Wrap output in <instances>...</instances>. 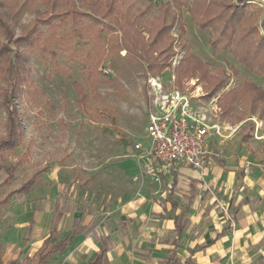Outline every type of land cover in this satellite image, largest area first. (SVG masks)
<instances>
[{"label": "rangeland", "instance_id": "obj_1", "mask_svg": "<svg viewBox=\"0 0 264 264\" xmlns=\"http://www.w3.org/2000/svg\"><path fill=\"white\" fill-rule=\"evenodd\" d=\"M224 1L239 2L216 3ZM190 2L124 1L123 7L138 16L143 41L154 47L148 54L155 65L151 71L140 55L121 49L118 27L96 15L89 14L96 22L75 16V8L88 11L79 0H0V48L11 33L13 42L19 38L10 44L11 51L23 56L12 68H7L14 59L9 52L0 58V140L7 136L5 96L19 127L0 163L2 247L17 238L16 226L27 211L56 194L67 204L74 200L77 206L94 203L98 208L119 194L139 191L148 173L134 144L144 149L149 143V75L188 95L209 123L225 127L220 130L224 135L234 128L235 140L245 136L254 141L258 135L264 149V76L227 49L215 51L211 30L199 28L182 5ZM248 2L262 19L264 0ZM28 33L30 38L22 40ZM21 66L25 76L12 85V73L15 77ZM247 80L261 90L245 89ZM24 235L25 228L20 238Z\"/></svg>", "mask_w": 264, "mask_h": 264}, {"label": "crops", "instance_id": "obj_2", "mask_svg": "<svg viewBox=\"0 0 264 264\" xmlns=\"http://www.w3.org/2000/svg\"><path fill=\"white\" fill-rule=\"evenodd\" d=\"M232 132L209 137L213 155L204 171L148 157L139 162L145 171L144 162L152 164L156 175L109 205L67 204L58 194L40 201L16 226L17 238L3 242L2 263L33 258L52 227L53 242L81 227L43 264H89L103 242L101 264H264V149L258 135L235 140Z\"/></svg>", "mask_w": 264, "mask_h": 264}, {"label": "trees", "instance_id": "obj_3", "mask_svg": "<svg viewBox=\"0 0 264 264\" xmlns=\"http://www.w3.org/2000/svg\"><path fill=\"white\" fill-rule=\"evenodd\" d=\"M79 1L88 11H79L75 8V16L78 14L88 17L91 21H95L89 14L96 15L97 18L109 22L112 27H118L121 32V49L125 50L126 54H130L131 56H135V53L140 55L139 57H142L141 61L146 65L147 69L151 71L155 70V65L149 62L151 59L148 57V54H150V51L154 47L151 42L150 44L143 41L142 32L137 28L140 26L139 22H137L138 16H133L129 13L128 8L123 7L125 0ZM248 1L250 0H239L240 3H229L224 1L218 2L217 4L216 0H191L190 4L187 5L183 3L182 5L189 8L199 28L211 30L212 38L209 43L215 51H217L216 49L219 47L220 49H227L243 66L247 67L252 72L264 76V17L260 19L256 12L250 10L247 5L249 4ZM168 5L169 3L166 2L165 6ZM97 22L100 23V21ZM259 27L262 29L261 32L258 29ZM140 29H143V27L141 26ZM84 34H86V32ZM7 36L6 43L0 48V58L6 56L9 52L10 56L14 59L8 63L7 68L11 66L16 67V63L19 62L20 58L23 59V56H20L17 52L11 51L10 44L13 42L12 35L11 33H7ZM29 36H31L30 33L23 35L21 39L27 40L30 38ZM61 37H65V35ZM86 37L87 35L84 36V38ZM18 39L19 38L15 39L14 42H17ZM219 44H221V46H219ZM13 75L14 73H12L11 76V78H13L12 85H16L18 81L25 76V70L21 66L20 70L15 73L16 76L14 77ZM224 85L225 82H222L217 87L221 88ZM246 86L254 90H257L258 87L251 80H247L243 84L245 89ZM4 102L6 103L7 109V136L0 140V163L3 160V152L6 148L11 146L15 142L16 137L19 136L16 115L12 108H9L6 96ZM243 139H246L245 136H243ZM2 167L0 164V169ZM16 199L20 200L21 197H17ZM62 212L63 210L58 211L57 214H55V218L57 219ZM29 223L31 224L32 220ZM81 230V227L74 229L65 238L58 242H53L50 241V239L55 235L56 230L52 227L49 236L43 240L33 258L25 257L22 262H20V258H17L6 264H43L50 255L63 250L65 246L70 243L72 236ZM106 250L107 244L103 242L99 250L94 253L93 259L89 264H101L102 255ZM1 256L2 249L0 244V264H3Z\"/></svg>", "mask_w": 264, "mask_h": 264}, {"label": "built area", "instance_id": "obj_4", "mask_svg": "<svg viewBox=\"0 0 264 264\" xmlns=\"http://www.w3.org/2000/svg\"><path fill=\"white\" fill-rule=\"evenodd\" d=\"M147 84L149 143L146 149L140 143L134 144L136 151H142L138 159L149 157L164 166L182 163L204 171L213 155L209 137L220 135V128L209 123L200 108H193L188 95L177 88H168L159 76L149 75ZM147 161L144 162L146 172L154 175L155 167Z\"/></svg>", "mask_w": 264, "mask_h": 264}]
</instances>
